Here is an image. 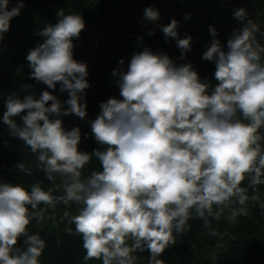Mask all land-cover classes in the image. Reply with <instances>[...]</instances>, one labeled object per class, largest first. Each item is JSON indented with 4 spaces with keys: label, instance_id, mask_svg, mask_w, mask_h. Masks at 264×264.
Listing matches in <instances>:
<instances>
[{
    "label": "clouds",
    "instance_id": "9594fccd",
    "mask_svg": "<svg viewBox=\"0 0 264 264\" xmlns=\"http://www.w3.org/2000/svg\"><path fill=\"white\" fill-rule=\"evenodd\" d=\"M9 5L0 0V41L24 8L23 0ZM55 16L34 33L42 42L25 57L34 83L3 98L0 122L34 155L50 186L0 181V264H42L46 241L28 227L33 221L66 223L64 231L82 241L85 264H139L145 252L147 264H165L163 253L190 232V220L220 236L213 220L247 216L264 185V30L246 8L233 9L240 27L224 45L208 26L212 39L201 59L215 65L211 79L149 47L126 67L121 58L111 72L119 96L100 102L87 121L84 138L97 145L91 153L80 148V127L65 128L61 118L87 115L88 65L74 58L85 20L64 8ZM141 19L148 36L159 29L175 41L181 60L192 50L193 37L181 38L177 19L162 24L153 6ZM37 85L46 87L37 94ZM93 158L99 169L88 171ZM16 169L32 174L23 162Z\"/></svg>",
    "mask_w": 264,
    "mask_h": 264
},
{
    "label": "trees",
    "instance_id": "16d2710c",
    "mask_svg": "<svg viewBox=\"0 0 264 264\" xmlns=\"http://www.w3.org/2000/svg\"><path fill=\"white\" fill-rule=\"evenodd\" d=\"M17 3L10 0L9 8ZM24 8L19 17L12 19L10 30L0 41V116L3 115V98L10 92L22 88L24 83L32 84L28 78L27 61L25 59L30 48L42 37L34 33L47 22L55 23L57 10L79 12L85 20V29L80 39L75 41L74 58L88 65L87 77L90 87L86 90L87 115L84 120L75 115L61 117L65 128L79 126L82 140L81 150L89 153L97 147L89 136L88 120L96 118L99 104L111 96H119L115 78L111 76L113 69L119 67L121 58L125 67L132 54L149 47L154 51L166 52L177 63L191 62L200 77L212 78L215 65L201 59L210 44L212 37L208 26L217 29V39L224 45L233 29L240 27L232 17L234 8L245 7L249 17L264 30V0H23ZM157 8L162 17L161 23L168 24L171 18L180 22L181 38L191 35L192 50L181 60L179 49L174 40L165 41L163 33L156 29L155 35L148 36L142 22L145 7ZM186 14L191 18L185 20ZM147 27H152L148 25ZM143 37V41L137 37ZM264 43V40L261 41ZM214 82V81H213ZM46 86L37 85V94ZM23 93H21L22 95ZM58 95L62 101L68 98L67 93ZM19 123V119L17 118ZM23 162L32 168V174L26 175L15 170V166ZM34 155L21 141L10 137L7 127L0 122V181L21 183L26 188L36 181H41L45 188L50 186L43 172L35 167ZM99 169L98 161L93 158L88 171ZM59 183V180L57 181ZM260 199L249 203L247 216H240L234 222L223 217L213 220L212 227L220 236H211L202 227V221L190 220L191 230L177 239L170 249L165 250L162 259L165 264H264V185L259 187ZM76 206L70 211L75 214ZM56 216L62 215L64 208L59 206ZM52 210L49 209V214ZM32 232H39L46 241V247L40 257L42 264H85L84 249L80 237L64 231L66 223L45 221L28 226ZM74 228V225H72ZM22 244V241H18ZM144 258L139 264H147L148 253H140ZM87 264H101L99 260H90Z\"/></svg>",
    "mask_w": 264,
    "mask_h": 264
}]
</instances>
